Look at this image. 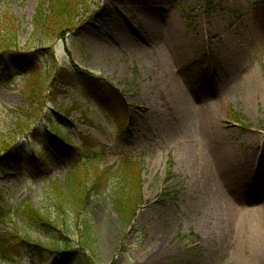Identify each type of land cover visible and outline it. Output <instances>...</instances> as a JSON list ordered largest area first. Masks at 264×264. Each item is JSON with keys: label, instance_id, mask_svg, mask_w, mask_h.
I'll list each match as a JSON object with an SVG mask.
<instances>
[{"label": "rangeland", "instance_id": "obj_1", "mask_svg": "<svg viewBox=\"0 0 264 264\" xmlns=\"http://www.w3.org/2000/svg\"><path fill=\"white\" fill-rule=\"evenodd\" d=\"M40 1L0 0V40L34 63L0 66V155L13 147L0 210L49 215L44 227L0 220V248L17 246L0 264H264V0H78L59 39L35 31ZM85 156L109 174L137 163L131 219L112 183L61 218L56 189Z\"/></svg>", "mask_w": 264, "mask_h": 264}, {"label": "trees", "instance_id": "obj_2", "mask_svg": "<svg viewBox=\"0 0 264 264\" xmlns=\"http://www.w3.org/2000/svg\"><path fill=\"white\" fill-rule=\"evenodd\" d=\"M80 3L81 1L78 0H41L37 12L39 17L44 16L43 21H45L46 24H40L38 21V23H36L35 31L39 33V35H44L47 37L53 36L55 39L63 38L67 33H69L75 28V25L73 24L75 16L74 7L79 6ZM204 3L207 7H211L213 5V0H204ZM49 26H51L52 28L50 29ZM5 36L8 38L6 40V43L0 40V66L2 67L4 72L6 73L12 70L31 69L34 66L33 60L29 59L27 56H22L21 54L13 53V50L11 48H13L14 45L11 43V38L8 37V34H6ZM22 58H24V61H22ZM99 88L101 91L104 92L103 85H100ZM104 94H110L113 96V91L109 90L106 91ZM24 117L31 118L30 115L25 113ZM53 138L55 141H58L60 143L64 142V139L61 136L57 135L55 132H53ZM3 148H5V156H3V153V155H0V162L5 157H9L13 149V147H11L10 145ZM20 156L21 153L20 155H18L17 158L12 159L14 163L20 160ZM83 159V163L80 166H77V169L74 168L67 175L65 184L60 187H57L56 189L58 201L54 204V206H56V211L59 213V215H61V218H63V215H74L75 209H77V207L79 209L81 206H84V204L88 200V196L91 190L97 191L101 189L103 184L107 183V185H109L110 183H112V185L115 187V192L112 198L113 207L119 213L121 219H131L133 215H127V212L133 213L135 208H137L139 205L144 204L140 195V183H138L140 181L138 177L139 171L134 169L135 164L137 165V163L128 159H124L121 162L117 173L109 174V170L98 171L92 169L93 171H90L89 169H87L88 167L86 166L94 159L89 156H85L83 157ZM83 167H85V171L81 170V168ZM110 178H112L111 181L113 182L109 181ZM45 212L42 214L41 211L34 210L30 205H23L22 207L17 208L13 211L3 209L0 210V220L12 216L17 221H21L23 224H28L36 227H44V223L48 219L47 216L45 217V215H49L45 214ZM61 221L62 220L60 219V222ZM126 224L128 225V223ZM65 227L67 228V225ZM9 242L10 241L6 240L5 250L0 248V263L12 260L9 259L8 252L9 250L14 251L17 246L10 247L8 246ZM82 244L88 250H92L94 247L92 245V238L90 237V235H87L85 237L84 242H82ZM18 247H23L21 251L34 250L35 252H40L39 247H33L31 244L24 241H21V244L18 245ZM57 253L61 254L60 252ZM66 255L68 256L67 261H69L70 257L72 256L71 252L69 253L67 251ZM53 264L61 263L57 259H55L53 260Z\"/></svg>", "mask_w": 264, "mask_h": 264}, {"label": "bare ground", "instance_id": "obj_3", "mask_svg": "<svg viewBox=\"0 0 264 264\" xmlns=\"http://www.w3.org/2000/svg\"><path fill=\"white\" fill-rule=\"evenodd\" d=\"M148 19H146V24H145V27H144V31H148V33H152V34H157L158 33V30L156 29H152L151 28V25H149V21H147ZM152 22L155 21V18H152L150 19ZM168 30V33L169 34H172V32L170 31V28L167 29ZM144 39V43H147L149 42V37L146 36V38H143ZM184 99V98H183ZM190 102V100H189ZM188 101H184L183 103L186 105V106H190V103ZM210 122L211 120L210 119H207V120H203V121H199L198 124L196 125L198 130L196 131L197 133H199L201 136L203 135L204 133V130L206 128H208V126L210 125ZM203 132V133H202ZM213 158V157H212ZM221 164H222V160H221V156L220 157H215L212 159V165L213 167H215V169H218L219 167H221ZM257 258V261L258 262L260 260V257H256Z\"/></svg>", "mask_w": 264, "mask_h": 264}]
</instances>
